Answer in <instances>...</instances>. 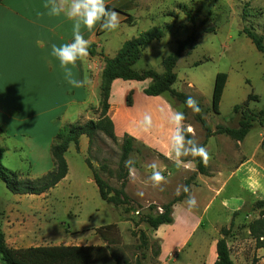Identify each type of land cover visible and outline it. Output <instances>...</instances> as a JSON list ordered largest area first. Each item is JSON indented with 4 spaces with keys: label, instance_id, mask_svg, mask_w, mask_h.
I'll use <instances>...</instances> for the list:
<instances>
[{
    "label": "crops",
    "instance_id": "obj_1",
    "mask_svg": "<svg viewBox=\"0 0 264 264\" xmlns=\"http://www.w3.org/2000/svg\"><path fill=\"white\" fill-rule=\"evenodd\" d=\"M45 3L46 0H0V146L4 152L11 149L7 138H13L15 150L25 148L31 155L35 151H42L36 137L45 134L46 137L53 138L63 123H72L67 120L68 118L59 122L57 115L60 112L70 118L77 117L76 121L96 119L100 100V71L91 68V64L96 61L102 62V55L114 56L125 40L137 36L136 29L130 31L129 28L136 26L139 19H151L154 15L152 0H106V4L120 14V27L113 32H106L100 31L97 26V29L91 33L84 32L95 53L89 54L85 62H78L73 72L77 78L87 77L91 84L84 88H73L65 81L58 62L53 61L52 66L48 63L51 45L69 42L72 38L73 25L63 16H49L48 10L44 7ZM180 3L174 1V8H178ZM169 17L173 18V16ZM149 82L148 79L143 81L114 79L110 88L107 115L113 122L117 140L121 141L125 134L133 137L134 151L141 154L140 163L134 161V165L137 163V167H134L135 182L130 175L127 176L126 194L141 205L160 206L177 196V192L171 189L172 184L168 182L170 178L163 184V190L152 188L148 181L151 174L149 165L156 163L165 178L174 175L177 189L180 188L181 191L184 181L196 172V166L193 161L187 168L183 166L177 168L165 157L169 127L160 109L163 108L165 113L169 111V106L172 110L176 109L173 108L167 93L145 94L143 89ZM227 85L228 75L223 93ZM189 88L194 89L191 85ZM129 92H131L130 105L126 102ZM185 93L192 96L190 92ZM194 93L199 96L196 91ZM69 105H76V109L68 112ZM145 112L152 115L154 122L153 131L149 134L138 132L134 125V122L140 120ZM238 118V115H234L229 118L227 124L223 125L235 127ZM263 123L264 121L259 123L261 130L257 136L251 135V128L240 141L233 140L225 134H214L207 139L203 134L202 140L199 141L196 138L199 136L198 130L192 126L195 139L199 144L204 143L203 146L211 159L206 166L207 173L196 172L190 186L189 195L196 198L197 207L189 212L186 198H183L172 205L171 215L173 222L177 213H181V216L193 215V212L197 211L195 214L198 216L194 219L193 228L182 242L183 246L194 242L193 252L198 256L196 264H214L216 242L221 237L220 228L228 227L233 214L237 211L248 208L245 211H247L246 216H249L252 204L264 198ZM217 124L222 123L217 121ZM186 126L190 124L186 123ZM88 147V137L81 135L78 150L87 151ZM188 160L192 158H185L186 163ZM171 165H174V173L169 170ZM69 169L68 165L66 176L59 182L68 177ZM89 180L93 181L92 173ZM49 190L41 194L20 195H30L32 199H36L37 196H48ZM141 191L144 193L142 197L137 195V192ZM179 203L181 207H178ZM25 207L8 208L0 212V229L4 233L6 244L11 248L105 243L103 240L87 242V240L62 239L54 228L52 211H49L44 204L29 203L28 207ZM244 218L242 215L234 217L233 227ZM183 223L181 220V224ZM180 229V225L177 229H172L173 234L170 237L165 235L166 231L161 229V225L153 230L154 236L159 239V264H181V241L176 239V232ZM199 229L200 235L193 241L194 232ZM174 243H176L175 250L163 256V248ZM227 244L233 262L244 264L240 258L241 248L234 252L228 239ZM255 249L256 257L259 258L257 264H264V248L255 247ZM0 264H3L1 259Z\"/></svg>",
    "mask_w": 264,
    "mask_h": 264
},
{
    "label": "rangeland",
    "instance_id": "obj_2",
    "mask_svg": "<svg viewBox=\"0 0 264 264\" xmlns=\"http://www.w3.org/2000/svg\"><path fill=\"white\" fill-rule=\"evenodd\" d=\"M174 1H180L181 7L178 5L179 7L175 9ZM152 2L154 15L151 19H139L136 26L129 29L130 31L136 29L135 32L138 35L156 26L163 29V35L151 41L142 51L140 58L133 65L135 70L151 68L161 73L162 60L176 50L177 41H182L189 33L195 31L196 39L192 47L181 53L175 65L177 79L173 87L192 94V97L200 104V113L212 128L216 126L217 121L227 124L229 118L235 115L232 111L233 106L243 102L250 93L257 95L258 99L250 100L249 108L254 110L264 108V54L257 50L250 38L242 32V28L246 26L261 35L264 43V0H152ZM167 25H170V28ZM218 72L228 75V85L223 93L220 112L216 114L212 111L211 100L214 79ZM189 84L194 89H190ZM195 91L199 96L194 93ZM167 97L170 99L169 96ZM171 104L174 109L185 113V127L188 123L191 127L197 128L199 136L196 138L199 141L202 140L204 131L195 119V113L175 98H171ZM75 109L76 105H69L68 112ZM97 114L94 115L97 116ZM57 117L59 122L67 118L71 122L78 120L77 117L64 116L62 112ZM260 128V124L256 123L252 127L251 135L257 136ZM49 138L45 134L36 137L42 151H35L33 155L25 148L13 149V138H7L11 149L2 154V165L15 172L19 180H36L53 167L50 154L53 138ZM120 143L121 141H112L100 132L89 144L87 151H77L74 145L70 144L65 154L70 168L69 175L52 187L48 191V196H35L36 199H32L30 195L13 194L0 179V212L8 208H23V206L27 208L29 203L44 204L49 211H52L54 228L62 239L87 240V242L102 240L96 234V228L116 223L118 228L115 240L118 243L113 247L120 258L132 260L134 256L144 253L145 264H159L158 256L153 254L159 245V239L154 236L153 230L145 222H140L137 227L133 224L140 215L148 212L149 204L138 203L141 205V208H138L137 202L134 201V208L138 209L139 213L135 212L134 208L125 210L124 205L114 206L100 197L94 181L89 180L91 170L85 158L111 186H119L117 177L121 155ZM140 156L141 154L132 151L127 160L131 158L140 163ZM134 167H137V163ZM169 170L174 173V165L169 166ZM167 179L172 184L171 189L177 192L175 176L170 175ZM178 207H181V203ZM156 211L158 208L151 213ZM196 212L194 211L193 215L182 216L181 213H177L173 222L161 225L167 237L173 234L172 229L181 226V229L176 232V239L181 241V264L197 263L198 256L193 252L194 242H191V245H182L183 240L193 228L194 219L198 216ZM249 214V216L246 214L244 220L231 229L227 239L234 252L241 248L240 258L244 264H257L259 258L256 257L254 241L245 228L246 223L256 216V211H251ZM132 228L142 229L146 233V248L139 247L142 243L136 236L131 235ZM68 230L71 232L67 233ZM198 235H200V229L194 232L193 241ZM175 248L176 243L164 247L162 255L166 256Z\"/></svg>",
    "mask_w": 264,
    "mask_h": 264
},
{
    "label": "trees",
    "instance_id": "obj_3",
    "mask_svg": "<svg viewBox=\"0 0 264 264\" xmlns=\"http://www.w3.org/2000/svg\"><path fill=\"white\" fill-rule=\"evenodd\" d=\"M107 6L110 9L112 8L110 5ZM179 6L181 7V5ZM167 27L170 28V25H167ZM242 32L250 38L255 48L264 54L262 36L251 31L246 26L242 28ZM162 35V28L152 26L137 36L125 40L114 56L110 57L101 54L102 69L100 71L98 117L96 119L67 123L57 130L50 147L53 167L46 174L38 177L36 180L17 179L15 172L2 165L1 157L4 149L0 146V179L10 192L15 194H41L54 187L68 172L65 153L69 145L73 143L76 150H78L81 135L88 137L89 144L100 132L112 141H117L113 122L107 115L111 83L116 78L136 81L148 79L150 82L143 89L145 94L160 95L167 93L170 98H175L186 106L185 100L190 95L172 87L176 80L174 68L181 53L192 47L196 39L195 31L189 33L182 41H177L176 50L162 60L163 71L161 73L151 68L137 71L133 67L148 44L155 39L161 38ZM94 53L92 45H90L89 54L92 55ZM226 79L227 74L223 72H218L214 79L211 108L216 114H219V103ZM257 99V95L250 93L243 102L233 106V113L239 117L237 126L235 127L217 124L212 130L202 114L200 112L195 113V119L200 123L204 131L205 139L214 134H225L233 140H242L256 123H262V120H264V108L254 110L248 106L250 100ZM126 102L130 105L131 92L127 94ZM200 145L203 146L204 143ZM120 148L121 155L119 159V174L117 177L119 180L118 187L111 186L103 179L87 158H85V162L91 170L93 181L97 186L100 197L104 201L114 206L124 205L125 210L126 208L133 209L135 207L133 205L134 201L125 192L127 176L129 174V169L125 167V161L129 154L134 151V138L125 134L121 139ZM194 161L196 172L206 174V166H204L200 158L197 157ZM195 173L191 174L184 181V186H188L189 189L195 178ZM188 195L189 193H184L182 190L180 195L174 196L165 204L160 206L149 204L147 206L148 212L140 215L138 220L133 221V224L137 227L140 222H145L152 230H156L162 224L171 223L172 205L183 198L187 199ZM136 207L141 208V205L137 203ZM158 207H161L162 211L158 210L155 213H151L152 210ZM133 210L139 213L138 209L134 208ZM251 210L256 211L257 216L248 221L245 228L247 229L249 237L253 239L255 247L264 248V198L256 200L252 204ZM246 214L247 211L245 210L235 212L229 226L220 228L219 233L221 237L216 242V260L214 264H235L230 257L227 238L230 236L231 229L234 226V217L242 215L244 218ZM117 228L116 223H110L95 229L96 234L105 242L101 245H39L17 249L11 248L6 244L4 233L0 229V259L3 264H145L143 262L146 258L144 253L140 256H134L132 260L119 257L113 247L118 243L115 240ZM130 233L141 241L142 244L139 247H147V235L142 229L132 228ZM110 234L112 236H109ZM159 253L160 245H157L153 254L158 256Z\"/></svg>",
    "mask_w": 264,
    "mask_h": 264
},
{
    "label": "clouds",
    "instance_id": "obj_4",
    "mask_svg": "<svg viewBox=\"0 0 264 264\" xmlns=\"http://www.w3.org/2000/svg\"><path fill=\"white\" fill-rule=\"evenodd\" d=\"M44 7L48 10L49 16H63L73 25L72 38L69 42L51 45L49 65L52 66L53 61L58 62L65 81L73 88L90 86L91 81L87 77L77 78L73 72L78 62L83 63L89 57L90 41L85 38L84 32L91 33L97 29V26H99L100 31L113 32L120 27V14L115 9H110L106 0H46ZM185 105L194 113L200 112L199 102L192 96L187 97ZM160 112L169 127L165 157L171 160L177 168L191 166L197 157L200 158L204 166H207L211 159L210 154L195 139L194 129L191 126L185 127V113L172 110L170 106L167 113L163 108L160 109ZM134 125L136 130L142 134L151 133L154 128L152 115L145 112L140 120L134 122ZM187 157H191L192 160H188L186 163L185 158ZM134 164L135 162L131 158L125 161V167L129 169L130 178L133 182L136 180ZM149 167L151 174L148 181L151 187L163 190L162 186L166 182L164 174L159 170L156 163H152ZM180 191L178 188L177 195H180ZM189 191L188 186H183L184 193H189ZM137 195L142 197L144 193L142 191L137 192ZM186 203L189 212L197 207V200L192 195H188Z\"/></svg>",
    "mask_w": 264,
    "mask_h": 264
},
{
    "label": "built area",
    "instance_id": "obj_5",
    "mask_svg": "<svg viewBox=\"0 0 264 264\" xmlns=\"http://www.w3.org/2000/svg\"><path fill=\"white\" fill-rule=\"evenodd\" d=\"M91 68H93L94 70L97 71H101L102 69V62L101 61H96L94 63L91 64ZM158 210L161 211V208L158 207Z\"/></svg>",
    "mask_w": 264,
    "mask_h": 264
}]
</instances>
